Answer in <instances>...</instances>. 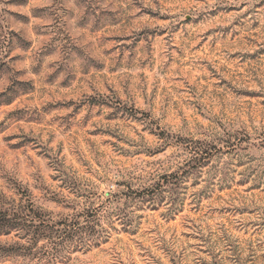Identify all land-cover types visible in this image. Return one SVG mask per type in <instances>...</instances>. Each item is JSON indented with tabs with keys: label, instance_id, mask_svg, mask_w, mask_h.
<instances>
[{
	"label": "rangeland",
	"instance_id": "374dc122",
	"mask_svg": "<svg viewBox=\"0 0 264 264\" xmlns=\"http://www.w3.org/2000/svg\"><path fill=\"white\" fill-rule=\"evenodd\" d=\"M0 264H264V0H0ZM55 228V227H54Z\"/></svg>",
	"mask_w": 264,
	"mask_h": 264
},
{
	"label": "trees",
	"instance_id": "16d2710c",
	"mask_svg": "<svg viewBox=\"0 0 264 264\" xmlns=\"http://www.w3.org/2000/svg\"><path fill=\"white\" fill-rule=\"evenodd\" d=\"M87 223L89 222L62 220L54 224L52 220L40 217L29 201L11 209L0 207V235L16 233L19 238H29L30 234L45 236L48 230H55L59 235L72 236L89 227Z\"/></svg>",
	"mask_w": 264,
	"mask_h": 264
}]
</instances>
